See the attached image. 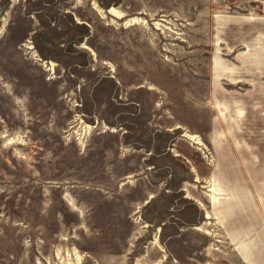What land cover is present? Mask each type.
Wrapping results in <instances>:
<instances>
[{
    "label": "rangeland",
    "instance_id": "obj_1",
    "mask_svg": "<svg viewBox=\"0 0 264 264\" xmlns=\"http://www.w3.org/2000/svg\"><path fill=\"white\" fill-rule=\"evenodd\" d=\"M0 264H264V0H0Z\"/></svg>",
    "mask_w": 264,
    "mask_h": 264
},
{
    "label": "crops",
    "instance_id": "obj_2",
    "mask_svg": "<svg viewBox=\"0 0 264 264\" xmlns=\"http://www.w3.org/2000/svg\"><path fill=\"white\" fill-rule=\"evenodd\" d=\"M214 183H215V182H214ZM216 184H218V183H216ZM218 201H219V200H218ZM218 201H217V202H218ZM215 202H216V201H215ZM244 249H245V248H244Z\"/></svg>",
    "mask_w": 264,
    "mask_h": 264
},
{
    "label": "bare ground",
    "instance_id": "obj_3",
    "mask_svg": "<svg viewBox=\"0 0 264 264\" xmlns=\"http://www.w3.org/2000/svg\"><path fill=\"white\" fill-rule=\"evenodd\" d=\"M193 136H194V135H193ZM193 138H195V136H194Z\"/></svg>",
    "mask_w": 264,
    "mask_h": 264
}]
</instances>
